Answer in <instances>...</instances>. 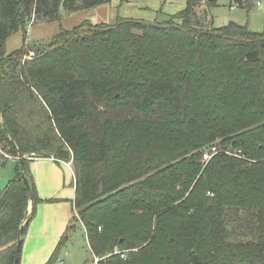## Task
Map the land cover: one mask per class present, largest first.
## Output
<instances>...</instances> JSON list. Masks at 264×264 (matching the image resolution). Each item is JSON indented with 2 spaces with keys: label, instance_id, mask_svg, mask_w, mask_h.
Here are the masks:
<instances>
[{
  "label": "trees",
  "instance_id": "obj_1",
  "mask_svg": "<svg viewBox=\"0 0 264 264\" xmlns=\"http://www.w3.org/2000/svg\"><path fill=\"white\" fill-rule=\"evenodd\" d=\"M201 1L164 22L85 19L40 50L30 25L107 0H0V164L1 152L24 164L0 191V264H13L19 230L20 256L43 202L32 154L71 162L85 264H264V31L203 26Z\"/></svg>",
  "mask_w": 264,
  "mask_h": 264
},
{
  "label": "rangeland",
  "instance_id": "obj_2",
  "mask_svg": "<svg viewBox=\"0 0 264 264\" xmlns=\"http://www.w3.org/2000/svg\"><path fill=\"white\" fill-rule=\"evenodd\" d=\"M215 1V2H214ZM207 2L202 0L198 12L200 13V23L203 26L219 28L229 23H235L241 27L256 33L264 31V0H241V4H236L230 0H214ZM213 2V3H212ZM187 0H107L105 4L92 8L90 10L77 11L74 13L63 14L60 22L36 23L27 28V44H38L40 50L47 49V42L60 31V28L72 29L83 20L87 19L93 24L107 23L113 24L117 17L131 18L142 20L145 22H164L179 11L186 7ZM208 20H207V18ZM92 25L86 24L84 30ZM239 40L250 44L256 40L247 34L238 35ZM22 44V33L18 31L12 34L5 43L6 53H10L18 49ZM43 45V46H41ZM34 51L24 56L25 59H31ZM3 155V160H7L4 164H0V178L11 180L15 177L16 161L18 157L11 154ZM26 157L34 159L37 157ZM13 159V160H9ZM53 159V158H52ZM54 160V159H53ZM71 163L70 161H61ZM62 166V165H61ZM63 167V166H62ZM64 168V167H63ZM66 181V177L62 176ZM63 204L64 201H61ZM76 214V213H75ZM74 216V213L72 212ZM71 215V216H72ZM70 216L67 225L71 224L72 229L68 232V239L62 246L57 258L63 264H85L93 259L92 252L87 242L86 235L80 223ZM59 238L52 241V248L49 255L54 251ZM48 240L40 242L38 246V256L45 258ZM45 251V253H42ZM48 255V257H49ZM44 262V261H43Z\"/></svg>",
  "mask_w": 264,
  "mask_h": 264
},
{
  "label": "crops",
  "instance_id": "obj_3",
  "mask_svg": "<svg viewBox=\"0 0 264 264\" xmlns=\"http://www.w3.org/2000/svg\"><path fill=\"white\" fill-rule=\"evenodd\" d=\"M29 171L34 181L37 196L43 202L36 206L35 213L23 233L19 264H44L52 254L49 255L52 241L60 239L69 226L67 222L72 212L74 216L71 217L76 216L72 205L75 195V178L72 166L66 167L64 162L52 158L32 159L29 162ZM62 176L66 177V181ZM9 181L0 178V191L6 187ZM51 199H55V201H49ZM61 201L64 203L61 204ZM31 210L32 203L28 202L27 213L30 214ZM45 240H48L46 249H49V252L48 254L46 252L45 258L42 260L38 256V246L40 242Z\"/></svg>",
  "mask_w": 264,
  "mask_h": 264
},
{
  "label": "water",
  "instance_id": "obj_4",
  "mask_svg": "<svg viewBox=\"0 0 264 264\" xmlns=\"http://www.w3.org/2000/svg\"><path fill=\"white\" fill-rule=\"evenodd\" d=\"M207 1L211 2V1H214V0H207ZM18 158L20 159L19 166H20V169L22 171V169L24 167L23 159L20 156ZM20 178L23 181L27 191H29L30 188H29V185H28V181H27V179H26V177H25L23 172H21ZM20 233H21V231L19 230L17 239H16L15 244H14V262H13V264H17L18 259H19V257H18V248H19V244H20Z\"/></svg>",
  "mask_w": 264,
  "mask_h": 264
},
{
  "label": "built area",
  "instance_id": "obj_5",
  "mask_svg": "<svg viewBox=\"0 0 264 264\" xmlns=\"http://www.w3.org/2000/svg\"><path fill=\"white\" fill-rule=\"evenodd\" d=\"M233 3H234V2H233ZM215 153H216V148H212V149H210V152H205V153L203 154L202 161H203L204 163H206V162L212 157V155L215 154ZM226 153H228V152H226ZM238 153H239V152H238ZM238 153H236V156L238 155ZM238 157H240V156L238 155ZM64 165H65L66 167H71V163H64ZM99 229H100V228H99ZM114 254H119L121 258H124V253H122V252H120V251L115 250V251H114ZM96 262H97V259H95L94 264H96ZM56 264H63V263H62L61 261H58Z\"/></svg>",
  "mask_w": 264,
  "mask_h": 264
}]
</instances>
